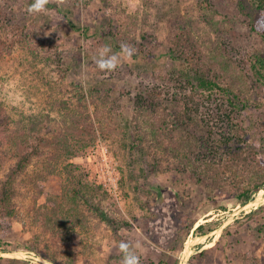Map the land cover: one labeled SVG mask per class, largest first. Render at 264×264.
I'll list each match as a JSON object with an SVG mask.
<instances>
[{"label": "rangeland", "instance_id": "obj_1", "mask_svg": "<svg viewBox=\"0 0 264 264\" xmlns=\"http://www.w3.org/2000/svg\"><path fill=\"white\" fill-rule=\"evenodd\" d=\"M31 2L0 0V11L19 21L26 39H0V193L20 155L37 151L12 181L13 212L0 222V253L123 264L124 240L139 264H179L195 242L186 264H264V201L244 207L264 186L243 202L237 183L245 175L199 179L180 157L155 146L149 132L140 138L143 123L135 119L138 109L176 102L186 118L173 132L190 129L214 141L240 123L238 145L264 166V85L247 67L230 72L237 92L246 91V101L232 96L240 107L222 91L203 99L168 38L170 20L184 16L193 33L219 39L221 56L247 60L264 43L238 0H49L41 13L28 11ZM120 8L142 13L145 32L125 39L136 48L132 58L102 71L98 50L120 52L114 33ZM158 91L163 98L156 100ZM226 221L221 232L203 236ZM0 264L43 263L0 255Z\"/></svg>", "mask_w": 264, "mask_h": 264}, {"label": "trees", "instance_id": "obj_2", "mask_svg": "<svg viewBox=\"0 0 264 264\" xmlns=\"http://www.w3.org/2000/svg\"><path fill=\"white\" fill-rule=\"evenodd\" d=\"M238 6L248 17L246 21L248 27L255 31L264 43V0H238ZM11 16L0 11V35H3L2 38L0 36V39L3 44L7 40L12 44L24 43L26 39L23 28L19 21ZM115 19L117 23L114 33L120 43L124 42L126 38L135 41L136 37L133 32H137L139 28H141L142 34L145 32V17L142 13L139 14V11L130 14L120 8L116 10ZM188 26V20L184 16L178 15L172 18L169 23L168 38L178 48L177 56L185 63L184 65L189 69L190 74L196 77V84H192V86L203 92L201 94L203 99L205 97L210 98L213 92L227 93L226 100L232 107H240L238 102L232 99V96L246 101L243 97V93L246 91L237 92L238 88L235 86V81L230 72L239 71L243 73L249 67L254 78L264 85V49H254L247 60L237 62L234 59L221 56L220 50L222 49L221 46L219 47V39L215 44L206 33H198L199 35H197L190 31L191 28ZM239 72L237 73L239 74ZM190 81L193 83L194 79L191 78ZM161 94L162 92L158 91L151 96L156 99V96L160 95L159 98H163ZM157 103L160 105V101ZM172 105L174 108L170 109L159 106L151 110L148 109V111L138 109L135 119L139 124L143 123L140 132H137L138 136L142 138L143 132H149L155 146L162 148L172 157H180L191 173L199 179L204 180L206 177L207 179L227 181L224 177L227 172L245 175L246 178L237 183L239 189L237 196L243 198V202L250 199L254 192L264 186V166L252 161L253 159H251L248 150L245 149L246 147L238 145L242 144L241 139H244L238 131V128H241L240 123L233 129L234 133L224 134L215 141L213 139L203 140L190 129L175 134L173 130L184 124H180V122L185 120L186 111L178 110L177 105L179 106V103L175 102ZM229 142L231 144L227 147ZM34 151L27 150L20 155L2 185L0 222L2 218L10 217L13 212L11 205L12 181L32 160L35 152H37ZM202 226L203 224L199 225V227Z\"/></svg>", "mask_w": 264, "mask_h": 264}, {"label": "clouds", "instance_id": "obj_3", "mask_svg": "<svg viewBox=\"0 0 264 264\" xmlns=\"http://www.w3.org/2000/svg\"><path fill=\"white\" fill-rule=\"evenodd\" d=\"M49 0H32L28 6L30 13H41L47 11ZM136 53V48L127 43L122 42L120 52H112L111 46L103 45L98 50V57L95 60L97 67L102 71H114L121 63L122 58H132ZM119 249L123 253V264H139V256L135 248L128 241H120Z\"/></svg>", "mask_w": 264, "mask_h": 264}, {"label": "water", "instance_id": "obj_4", "mask_svg": "<svg viewBox=\"0 0 264 264\" xmlns=\"http://www.w3.org/2000/svg\"><path fill=\"white\" fill-rule=\"evenodd\" d=\"M264 201V194L261 195V196H257L256 198L252 199V200H249L247 203H245L244 207H254L255 205L257 204H260ZM239 212V211H237ZM228 224V221H226L222 226H220L219 228L213 230V231H210V233L208 234H205L203 236H209L211 234H214V233H219L221 232L224 227ZM199 238V237H198ZM195 242H193L192 244L190 243L183 258L180 259L179 261V264H186L187 261H188V258L190 256V254L192 253V245L194 244ZM0 255H7V256H13V255H17V256H20V257H23V258H26V259H32V260H36L38 262H41L43 264H57L53 261H50L46 258H43V257H40L36 254H31V253H25L23 252L22 254L20 252H9V251H5V252H1Z\"/></svg>", "mask_w": 264, "mask_h": 264}, {"label": "built area", "instance_id": "obj_5", "mask_svg": "<svg viewBox=\"0 0 264 264\" xmlns=\"http://www.w3.org/2000/svg\"><path fill=\"white\" fill-rule=\"evenodd\" d=\"M103 151H104V153H106V151H107V148H106V147H104V148H103ZM108 166H110V167H111V165H108ZM110 167H109V169H110ZM110 173H112V171H110ZM100 176H101V175H100ZM98 177H99V176H98ZM105 180H106V179H105ZM111 180H112V177H110V178L108 179V181H107V184H109V185H110V184H111V182H112Z\"/></svg>", "mask_w": 264, "mask_h": 264}]
</instances>
